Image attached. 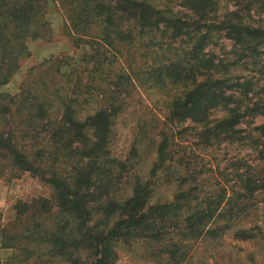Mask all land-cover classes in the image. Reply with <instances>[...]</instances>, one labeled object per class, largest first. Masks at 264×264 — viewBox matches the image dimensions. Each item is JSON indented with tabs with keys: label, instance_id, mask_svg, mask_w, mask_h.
Returning <instances> with one entry per match:
<instances>
[{
	"label": "trees",
	"instance_id": "trees-1",
	"mask_svg": "<svg viewBox=\"0 0 264 264\" xmlns=\"http://www.w3.org/2000/svg\"><path fill=\"white\" fill-rule=\"evenodd\" d=\"M48 5L0 0V89L28 43L49 37ZM61 6L67 36L89 52L51 57L15 95L0 92V173L51 189L17 202L7 225L0 216V250L17 264H115L118 244L143 243L162 264H186L198 241L218 239L264 193V24L252 16L264 0ZM135 95L148 112L122 161L110 147ZM151 148L149 171L137 174ZM160 180L170 200L155 198Z\"/></svg>",
	"mask_w": 264,
	"mask_h": 264
},
{
	"label": "rangeland",
	"instance_id": "rangeland-1",
	"mask_svg": "<svg viewBox=\"0 0 264 264\" xmlns=\"http://www.w3.org/2000/svg\"><path fill=\"white\" fill-rule=\"evenodd\" d=\"M61 2L71 4L73 0H48L47 20L51 28L49 37L28 43L29 56L21 62L18 72L6 86L0 89V92L15 95L29 69L49 60L51 57L65 56L77 61L89 52L88 45L73 44L71 38L67 36L65 32L66 17L61 9ZM231 9H233L232 5ZM257 13L260 12L256 11ZM252 16L256 22L264 24V14H252ZM224 45L226 51H230V45L228 43ZM66 71L69 70L66 69ZM138 96L141 95H135L132 108L117 119L114 128L115 142L111 145L110 150L116 158L122 161L132 147L135 132H137V122L145 118L146 116L143 114L147 115L148 112L143 108V105L146 104L143 97H140L142 101ZM260 121H262L261 118L256 119V122ZM233 152L231 151L228 157ZM154 157L153 148L142 154L138 165L135 167V172L147 174ZM220 159L222 157H218L213 162L219 161L221 163ZM174 168L173 166L172 169ZM16 175L7 174V172L0 175V216L3 225H7L14 218L13 207L17 202H31L39 198H48L51 194V189L48 186L29 173H17ZM173 190V187L160 180L157 183L155 198L160 199L161 202L170 200ZM220 225H223L222 222ZM241 231H249L253 238L250 240L237 238ZM220 233L218 239L205 238L198 241L194 250L189 254L186 264H264V193L249 199L245 211L233 218L230 227ZM142 244H118L116 246L117 260L115 264H162L157 257L147 252ZM13 254L14 251L12 250L1 249L0 264H9ZM10 264L17 263L12 261ZM19 264L24 263L19 262ZM51 264L62 263L53 261Z\"/></svg>",
	"mask_w": 264,
	"mask_h": 264
}]
</instances>
